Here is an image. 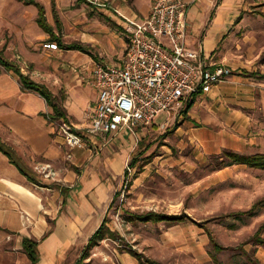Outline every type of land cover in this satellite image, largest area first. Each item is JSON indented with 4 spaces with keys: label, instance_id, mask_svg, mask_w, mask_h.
Returning a JSON list of instances; mask_svg holds the SVG:
<instances>
[{
    "label": "rangeland",
    "instance_id": "obj_1",
    "mask_svg": "<svg viewBox=\"0 0 264 264\" xmlns=\"http://www.w3.org/2000/svg\"><path fill=\"white\" fill-rule=\"evenodd\" d=\"M109 1L113 6L118 2ZM252 1L264 6V0ZM61 2L58 14L61 31L54 11L48 17L66 44L87 45L97 62L117 63L122 59L127 44L123 31L112 19L87 1ZM126 2L133 4V0ZM18 3V0H0V51L20 65L25 74L50 89L43 82L44 76L53 73L65 76L69 70H79L78 56L83 54L61 47L60 53L46 50L48 39L23 44L12 34L20 15L15 10ZM262 6L251 7L255 13L253 19L263 21L258 14L264 19V13L257 9ZM245 33L247 30L236 39L242 42L239 68L228 82L221 84L216 97L211 94L198 97L188 114L184 113L185 104L131 135L135 151L125 167L129 177L126 179L125 171L116 177L105 210L95 214L91 225L92 229L99 227L107 215L108 228L115 235L107 233L90 256L80 261L85 243L73 264H118V255L125 253L135 258L130 250L161 264H249L242 247L264 264V245L253 242L264 225V169L232 161L227 156L229 152L249 157L264 155V80L257 77L264 75V22L251 36L246 37ZM32 47L33 52L29 51ZM0 71L6 77L20 80L12 71L3 67ZM65 92L63 89L56 95L58 102ZM121 139L118 136L114 141L119 143ZM150 144L151 148L140 155L137 165L130 166L133 157ZM116 193L120 196L110 207ZM152 211L164 215L186 214L196 223L134 222L127 217L129 213ZM239 212L246 213L238 216ZM210 232L228 249L215 253ZM261 236L264 238V231ZM12 242L13 250L17 249L19 242Z\"/></svg>",
    "mask_w": 264,
    "mask_h": 264
},
{
    "label": "crops",
    "instance_id": "obj_2",
    "mask_svg": "<svg viewBox=\"0 0 264 264\" xmlns=\"http://www.w3.org/2000/svg\"><path fill=\"white\" fill-rule=\"evenodd\" d=\"M44 1L46 4L40 2L45 6L48 17L49 13L53 14L54 4L52 0ZM61 1L64 0H55L58 14ZM155 1L133 0L130 6L126 4L128 1L118 0L114 7L130 18L145 19ZM187 1L190 3L189 42L201 50L211 69L222 65L232 69L234 74L241 61L239 47L242 42L236 39L243 31L247 30L245 36L249 37L261 27L263 16L258 14L263 21L253 19L252 14L255 13L251 7L262 6V3L256 4L252 0ZM263 7L257 8L261 14L264 13ZM15 10L20 15H17L12 34L23 44L49 40L50 35L37 22L38 8L35 5L27 6L20 2ZM104 14L124 35L121 18ZM48 22L54 26L49 17ZM90 43L98 44L95 41ZM34 49L32 47L29 51ZM46 50L60 53L51 48ZM81 53L83 56H78L77 61L79 70H69L65 76L48 74L43 82L55 96L63 89L66 91L59 103L66 109L67 118L76 126L87 129L91 124L89 114L98 99L92 71L97 63L115 62H97L88 54ZM220 86H215L207 95L219 94ZM86 88L91 91L87 92ZM52 110L39 93L23 90L17 77H6L0 71V138L15 148L46 182H32L0 151V264H32L23 247L25 238L39 242L38 264H73L98 228L91 227L93 217L105 210L116 177L122 175L134 154L135 146L128 133L114 138L112 134L102 136L85 131L86 147L71 150L53 132L46 118ZM118 136L122 139L115 143ZM49 166L55 173L54 177L46 176L45 168ZM51 182L59 185L60 189L50 186ZM65 188L70 191L64 193L62 189ZM14 240L19 242L15 250ZM117 260L118 264H140L125 253L118 255Z\"/></svg>",
    "mask_w": 264,
    "mask_h": 264
},
{
    "label": "built area",
    "instance_id": "obj_3",
    "mask_svg": "<svg viewBox=\"0 0 264 264\" xmlns=\"http://www.w3.org/2000/svg\"><path fill=\"white\" fill-rule=\"evenodd\" d=\"M85 1L121 18L127 49L119 62L95 65L92 76L98 99L87 129L47 115L53 132L71 150L86 147L85 131L114 138L121 133L136 135L138 129L157 123L162 114L170 115L232 77L228 67L211 69L201 50L189 42L187 0H156L145 19L128 17L109 0ZM45 46L59 49L54 43ZM50 169L45 168L46 176L54 177Z\"/></svg>",
    "mask_w": 264,
    "mask_h": 264
},
{
    "label": "trees",
    "instance_id": "obj_4",
    "mask_svg": "<svg viewBox=\"0 0 264 264\" xmlns=\"http://www.w3.org/2000/svg\"><path fill=\"white\" fill-rule=\"evenodd\" d=\"M17 1V0H16ZM21 3H24L27 6H31V5H35L38 8V15H37V22L39 24V26L50 35L49 41L51 42H56L57 45L63 49H67V50H73V51H81L85 54H88L89 56H92L93 58L95 57L94 54L91 52V49L87 46L84 45L81 42H76V43H71V44H66L63 39L62 36L59 35V33H57L55 31V28L48 22V17H46V9L45 6L43 5V3H41L38 0H18ZM53 4H54V15L56 17V24H57V28L58 31H61V27H62V22L60 20V16H58V12L56 10V2L55 0H52ZM79 2H86L84 0H79ZM264 55V54H263ZM264 60V58H263ZM0 66L5 68L7 71H12L16 76L19 77L20 79V83L22 86V89L25 91H31V92H37L39 93L47 102V104H49L52 107V114L50 115L52 118L58 119V120H62L67 119L69 120V118H67V111L64 107H62V105L58 102L57 97L55 96V94L53 93V91L49 88H47L46 85H44L43 83H40L38 81H36L35 79H32L30 75L25 74L22 69L21 66L18 65L17 63H15L14 61L9 60L5 55L3 51H0ZM260 74V73H258ZM258 78L263 79L264 80V75H257ZM196 96L193 98L192 101H189L187 103V107L184 110V113L188 114L189 111L193 108L195 102H196ZM48 116L46 115V118ZM151 148V144L145 148L144 151H140L139 154L136 155V157H133V161L131 162L130 166L135 167L137 165V163L139 162V158L140 155L144 154L145 152H147L149 149ZM0 151H2L10 160V162L12 164H14L19 170L20 172H22L25 176H27L32 182H39L42 181L44 183L45 180H43L42 178H40L38 176L37 173L34 172V170L28 165L27 162L24 161V159L19 155V153L17 152V150L15 148H13L11 145H9L8 143H6L5 141H3L0 138ZM227 156H229V158L232 161L235 162H243V163H247L250 166H254V167H258V168H262L264 169V155H254L252 157L249 156H245V155H240V154H235L232 152L227 153ZM141 170V169H140ZM125 177L126 179L129 177V174L127 172V170L125 171ZM50 186H54V188H58L60 189V186L57 185L56 183H50ZM64 190V189H62ZM70 190H64V193H68ZM120 193H116V195L114 196L110 207L114 204V202L117 201V199L119 198ZM260 205L263 204L259 203ZM259 206V205H258ZM246 212H239L238 216L243 215ZM128 219L130 221H134V222H147V223H159V222H165V223H170V224H180L181 222H188V221H192L194 222V220H192V218L186 214H181V215H171V214H159L156 212H147V213H143V214H128ZM105 219L103 220L102 224L95 230V234L90 238V240L88 241L87 245L85 246L84 252L81 256V260L83 261L86 258H88L91 254V251L95 248L96 245H98L100 243L101 240L104 239V236L107 233H111L112 235H115V232L111 231L108 228V222H109V217H107V215L104 217ZM196 223V222H194ZM200 226H204L201 223ZM261 229L256 233V235L253 238V242H257L261 245H264V238L261 236L262 232L264 231V225H262L260 227ZM211 243H213L214 246V251L215 253H221L224 252L226 249H228V247H224L222 246L220 243H218V241L216 240L215 236L210 232L208 233ZM50 235L47 234V236ZM39 242L34 241L32 239L29 238H25L23 241V247L31 261L32 264H38V260L40 257V252H39V248H38ZM242 252L243 254L248 257L249 262L251 264H261L260 260L257 258H253L251 256V254L244 248L242 247ZM130 253L137 259L140 260L141 264H161L155 260H150L147 258H144V256L141 253L136 252L135 250H130ZM249 263V264H250Z\"/></svg>",
    "mask_w": 264,
    "mask_h": 264
}]
</instances>
